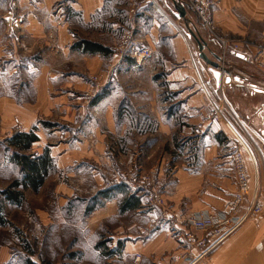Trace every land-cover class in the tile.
I'll use <instances>...</instances> for the list:
<instances>
[{
  "label": "crops",
  "instance_id": "crops-1",
  "mask_svg": "<svg viewBox=\"0 0 264 264\" xmlns=\"http://www.w3.org/2000/svg\"><path fill=\"white\" fill-rule=\"evenodd\" d=\"M215 1L214 33L248 53L229 49L224 72L200 58L190 35L200 29L191 15L176 18L172 0H0V191L20 176L2 152L17 126L36 130L31 152L48 149L55 163L23 206H5L0 230L14 236L22 238L23 212L34 215L40 235L25 264H186L175 259L187 215L216 214L236 192L239 146L223 122L208 120L214 107L224 102L225 118L264 150V0ZM204 40L219 64L220 43ZM82 41L108 52L73 49ZM130 46L154 55L137 66ZM247 169L241 215L253 192L264 201V154ZM141 173L157 177L167 214L132 186ZM18 250L1 245L0 264H20ZM196 264H264V211Z\"/></svg>",
  "mask_w": 264,
  "mask_h": 264
},
{
  "label": "built area",
  "instance_id": "built-area-1",
  "mask_svg": "<svg viewBox=\"0 0 264 264\" xmlns=\"http://www.w3.org/2000/svg\"><path fill=\"white\" fill-rule=\"evenodd\" d=\"M185 4L200 20L202 26L216 39L222 49L220 57V66L224 72V65L229 49L234 53L248 56L246 47L239 40H231L225 37L217 36L211 26L209 19L210 10L217 6L215 0H184ZM140 10L139 4H134L131 10L133 16ZM128 43V42H126ZM127 45V44H126ZM131 47V46H130ZM129 47V48H130ZM130 57L137 66H142L146 61L153 57V52L149 48H136L132 46L129 51ZM264 55V49L259 52L258 57ZM262 66L263 63H260ZM98 82V78L94 79ZM225 104L219 103L208 117V120L223 122L236 141L239 148L233 155L234 173L236 178V192L232 198L225 203L222 210L216 214L206 212H190L186 217L189 226L188 230L177 235V242L184 249L183 253L175 260H181L186 264H196L209 257L217 248H219L233 233H235L242 224L251 216H260L264 211V201L260 200L258 193L253 192L252 199L246 214L241 215V210L245 204L246 198L251 192V177L247 169V160L252 165L257 166L259 158L264 154L263 147L252 137L243 136L228 119L225 118ZM21 126L16 127L20 132ZM13 134H6L4 140L11 138ZM91 145L93 140H90ZM158 179L153 174H139L132 179V186L141 188L146 193V201L151 208H160L167 214L168 208L164 195L157 190ZM30 220L32 216L29 217ZM20 243V238L15 237ZM140 258L137 257L136 260ZM175 262V261H174Z\"/></svg>",
  "mask_w": 264,
  "mask_h": 264
},
{
  "label": "trees",
  "instance_id": "trees-1",
  "mask_svg": "<svg viewBox=\"0 0 264 264\" xmlns=\"http://www.w3.org/2000/svg\"><path fill=\"white\" fill-rule=\"evenodd\" d=\"M187 11L186 14L191 15L195 25L200 30L196 33L205 42L204 36L210 38V33L202 26L200 20L185 4L184 0H179ZM187 21L191 23L188 18ZM204 34V36H203ZM83 47V50L89 54L107 53L108 50L103 46L91 42H79L73 46V49ZM38 141L36 130L29 134L15 132L13 136L7 139L2 146V152L9 154L10 163L19 172V178L14 180L5 190L0 191V227L9 225L5 215V206L11 204L21 207L25 201L27 191L38 192L46 182L50 172L55 168L54 160L51 158L50 151L45 149L40 156L34 155L31 150L32 146ZM25 243V242H24ZM25 250L30 251L31 244L26 243ZM27 264H32L27 262Z\"/></svg>",
  "mask_w": 264,
  "mask_h": 264
},
{
  "label": "rangeland",
  "instance_id": "rangeland-1",
  "mask_svg": "<svg viewBox=\"0 0 264 264\" xmlns=\"http://www.w3.org/2000/svg\"><path fill=\"white\" fill-rule=\"evenodd\" d=\"M224 68H226V62H225ZM3 141H6V140H4V138H3ZM30 195H32V194H30ZM46 198H47V196H46ZM23 213H24V215L21 218V222H20V225H18V228H20V230H21L20 232H22L21 233L22 238H24L25 240H21L20 239V243H18L16 241V238H15L16 236H14L15 231L12 230L11 233L9 234L8 232H6L4 230H0V246L3 245V244H5V243H8L10 245V247L14 248L15 252L19 251L18 249H21L22 250L21 251L20 264H25L26 263V259L28 257V254L26 253V250H25V247L27 245L26 243L27 242L28 243H31V242L33 243V241H38L39 239H37V240H34V239L37 238V237H39V235H40L35 230V222H34V218H33L34 215L30 211H24ZM31 216H32V219L33 220H30L29 219V217H31ZM18 237H20V236H18ZM23 250H25V252H23Z\"/></svg>",
  "mask_w": 264,
  "mask_h": 264
},
{
  "label": "water",
  "instance_id": "water-1",
  "mask_svg": "<svg viewBox=\"0 0 264 264\" xmlns=\"http://www.w3.org/2000/svg\"><path fill=\"white\" fill-rule=\"evenodd\" d=\"M173 3L175 4V8L177 10V16L176 18L180 19V20H185L186 19V10L184 5L179 1V0H172ZM190 35L194 38V40L197 42L198 46H199V52H200V58L209 66L213 67V68H221L220 64L212 61L211 59L208 58V56L205 54L204 50L207 47V43L204 42L201 37L194 31H190ZM214 58L219 59L217 56L214 55Z\"/></svg>",
  "mask_w": 264,
  "mask_h": 264
},
{
  "label": "bare ground",
  "instance_id": "bare-ground-1",
  "mask_svg": "<svg viewBox=\"0 0 264 264\" xmlns=\"http://www.w3.org/2000/svg\"><path fill=\"white\" fill-rule=\"evenodd\" d=\"M264 130V129H263Z\"/></svg>",
  "mask_w": 264,
  "mask_h": 264
}]
</instances>
